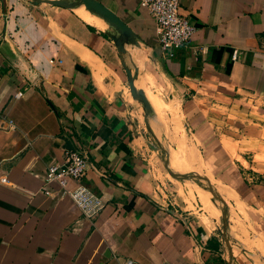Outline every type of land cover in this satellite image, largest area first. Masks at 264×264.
<instances>
[{"label":"crops","instance_id":"obj_1","mask_svg":"<svg viewBox=\"0 0 264 264\" xmlns=\"http://www.w3.org/2000/svg\"><path fill=\"white\" fill-rule=\"evenodd\" d=\"M96 1L139 40L122 59L147 89L152 131L205 171L232 209L229 223L247 227L242 243L264 254L245 223L264 238V0H176L193 32L172 57L137 0ZM95 28L80 9L0 0V264H226L206 219L196 233L156 199L143 123L106 27ZM76 141L87 164L81 182L104 205L91 222L43 182ZM230 248L231 264H245Z\"/></svg>","mask_w":264,"mask_h":264},{"label":"built area","instance_id":"obj_2","mask_svg":"<svg viewBox=\"0 0 264 264\" xmlns=\"http://www.w3.org/2000/svg\"><path fill=\"white\" fill-rule=\"evenodd\" d=\"M138 7L143 9L154 22V31L159 48L172 57L173 51L183 47L189 40L193 28L187 19L179 14L176 0H137ZM235 53L231 54L234 59ZM21 92L15 94L20 98ZM9 127L11 123L8 122ZM86 160L79 142L64 152L63 161L46 167L43 182L47 186L54 185L55 195L69 201L76 216L86 222L93 221L102 211V200L88 189L81 179L86 171ZM45 195H51L44 190ZM125 264H131L126 262Z\"/></svg>","mask_w":264,"mask_h":264},{"label":"water","instance_id":"obj_3","mask_svg":"<svg viewBox=\"0 0 264 264\" xmlns=\"http://www.w3.org/2000/svg\"><path fill=\"white\" fill-rule=\"evenodd\" d=\"M29 2L33 6L46 4L64 10H75L79 7H83V9L88 14L98 18L103 22V24L106 26L103 34L107 39L111 41L119 57L120 67L124 72L128 94L131 100L137 103L142 111V123L145 134L147 135V141L145 142L146 147L151 152L159 154L161 167L172 180L177 182L191 181L204 191L210 193L211 201L217 203V209L220 213L221 227L218 229V231L220 240L222 241L227 253L226 264H231V248L228 234L229 214L227 205L204 175H197L194 173H178L169 168L168 151L167 149H164V147H162L150 126V123L158 124L157 117L142 90L137 89L134 86L137 71L135 69L131 70L130 68H128L122 59L126 53L124 46H138L139 40L136 35L113 12H111L107 7L101 5L96 0H29ZM244 252L249 254L247 251Z\"/></svg>","mask_w":264,"mask_h":264},{"label":"rangeland","instance_id":"obj_4","mask_svg":"<svg viewBox=\"0 0 264 264\" xmlns=\"http://www.w3.org/2000/svg\"><path fill=\"white\" fill-rule=\"evenodd\" d=\"M25 1L29 2V0H25ZM73 13H75V12H73ZM95 29H97V28H95ZM98 30H102V29H98ZM125 95L127 97L126 99L131 101L132 105L136 109L139 124H140V127L142 128V112H141L139 105L135 102L134 103L132 102V100L128 94L127 88L125 89ZM143 132L145 133L144 129H143ZM182 132L184 134L183 127H182ZM156 137H157L158 141L160 142V144L162 145V147H164V149L168 150L169 145L161 139V136L160 137L156 136ZM183 140H184V145L187 147V149L193 150L199 157V154H198L196 148L186 138L185 134H184ZM200 161L202 162L201 158H200ZM146 162H147L148 170L150 172V176L152 179L153 190L155 192L156 199L158 201L160 200L161 202H164V203L170 205V207H173L178 212H180L182 214H186L188 222L191 224L192 229L196 233L202 232L205 229L203 221L206 219L208 221V223H207L208 230L211 231L212 233L216 234L217 237L219 238L218 229L221 227L220 216L218 219H211L210 218L208 212H206V210L204 209V201H203L202 195H201L202 192L201 191H200V193L198 192L196 185L191 181L177 182V181L172 180L168 176V174L163 170V168L161 167V164L159 161V154H155V153L151 152L148 148H147ZM169 168L171 170L175 171V169L173 167L169 166ZM203 173H205V171ZM207 176L212 182H215V181L218 182L217 180L210 177L208 174H207ZM227 208L229 211V215H231L232 209L229 206ZM215 210H216L215 213L217 214L218 213L217 212V203H216ZM235 214L237 215L236 210H235ZM238 217H239V215H238ZM246 220H247V218H246ZM245 223L247 224L248 228H250L253 232H255L257 235H259L264 241V238L261 234L259 227L255 226L253 223H251L248 220L245 221ZM229 227L231 228L233 233L239 239L241 236L240 232L242 230H244L245 228H247L240 221H238L237 225H233L232 223H229ZM229 239L231 240V244L234 248V255L236 257H240L239 258L240 261L246 262L245 264H251L249 261V257L242 253L243 248L240 246V244L235 242L234 240H232L230 237H229ZM223 250H224V255H225V259H226L227 256L225 253L224 245H223ZM250 250H252L256 254H259V252L256 249L250 248ZM261 255L263 257L259 258V259L261 262H264V254L261 253Z\"/></svg>","mask_w":264,"mask_h":264},{"label":"bare ground","instance_id":"obj_5","mask_svg":"<svg viewBox=\"0 0 264 264\" xmlns=\"http://www.w3.org/2000/svg\"><path fill=\"white\" fill-rule=\"evenodd\" d=\"M77 9H80L82 10L85 15H87L88 17V22H91L95 27H97L98 29H105V25L103 24V22L101 20H99L98 18L88 14L84 9L83 7H79ZM134 86L137 88V89H140L142 90V92L144 93L148 103L150 104V97H149V94L147 92V89L141 79L140 76H137L136 80L134 81ZM151 106V105H150ZM142 112V111H141ZM157 136V135H156ZM157 138V137H156ZM159 138V137H158ZM158 140V139H157ZM168 166L170 167H173L175 170L177 171H180L182 173H194V174H197V175H204L199 169H197L195 166L193 165H190L186 158L179 154L178 152L174 151L171 146L169 145V148H168ZM172 158L174 159H180V161L182 162L183 165H179L176 161H174ZM205 176V175H204ZM210 183V182H209ZM202 192L205 194V197L207 199V203L209 204L211 210H212V213H213V218L212 219H218L219 216H220V213L217 209V214L215 213V207H216V203L215 202H212L211 201V195L209 192L207 191H204L203 189H201ZM229 219H228V223H229ZM228 234H229V237L234 240L235 242L239 243L240 246L245 250L247 251L248 253H251L253 254V257H252V260L254 262V264H264V262H261L259 258H262L263 256L261 255V251H258L259 254H256L254 253L252 250H250L249 248H247L243 243L242 241L233 233V231L231 230V228L229 227L228 228Z\"/></svg>","mask_w":264,"mask_h":264}]
</instances>
